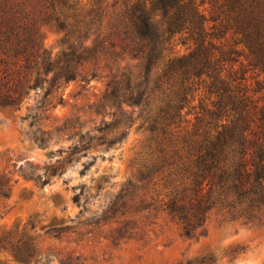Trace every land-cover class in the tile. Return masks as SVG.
<instances>
[{
  "label": "trees",
  "instance_id": "1",
  "mask_svg": "<svg viewBox=\"0 0 264 264\" xmlns=\"http://www.w3.org/2000/svg\"><path fill=\"white\" fill-rule=\"evenodd\" d=\"M44 26L63 34L56 61ZM71 65L141 110L161 152L154 191L186 237L211 214L264 227V0H0V106L75 80Z\"/></svg>",
  "mask_w": 264,
  "mask_h": 264
},
{
  "label": "rangeland",
  "instance_id": "2",
  "mask_svg": "<svg viewBox=\"0 0 264 264\" xmlns=\"http://www.w3.org/2000/svg\"><path fill=\"white\" fill-rule=\"evenodd\" d=\"M62 39L41 29L52 61ZM70 71L75 80L0 106V264H264V227L211 214L186 237L154 191L161 152L141 110L103 100L101 71Z\"/></svg>",
  "mask_w": 264,
  "mask_h": 264
}]
</instances>
